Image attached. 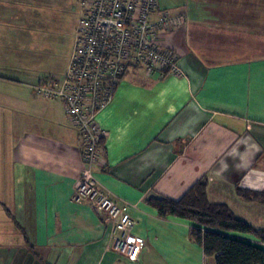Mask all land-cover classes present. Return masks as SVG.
Segmentation results:
<instances>
[{"label":"crops","instance_id":"crops-1","mask_svg":"<svg viewBox=\"0 0 264 264\" xmlns=\"http://www.w3.org/2000/svg\"><path fill=\"white\" fill-rule=\"evenodd\" d=\"M54 1L0 0V264H216L190 237L191 221L162 218L146 201L179 198L199 177L209 203L264 229V202L237 193L264 191V0H158L183 16L161 33L182 73L131 67L97 114L104 154L94 172L135 220L136 260L111 251L104 216L72 199L81 136L62 102L34 88L61 79L70 59L59 61L64 19ZM28 24H49L53 52L27 47Z\"/></svg>","mask_w":264,"mask_h":264},{"label":"built area","instance_id":"built-area-1","mask_svg":"<svg viewBox=\"0 0 264 264\" xmlns=\"http://www.w3.org/2000/svg\"><path fill=\"white\" fill-rule=\"evenodd\" d=\"M79 5L74 47L64 77L46 78L34 88L62 102L81 136L83 170L72 199L103 214L110 227L111 250L136 260L142 239L133 231L135 220L126 205L117 204L101 190L94 172L102 162L98 142L104 136L96 117L129 68L140 67L158 77L182 73L179 54L162 43L161 33L179 26L183 16L160 9L158 0H79Z\"/></svg>","mask_w":264,"mask_h":264},{"label":"trees","instance_id":"trees-1","mask_svg":"<svg viewBox=\"0 0 264 264\" xmlns=\"http://www.w3.org/2000/svg\"><path fill=\"white\" fill-rule=\"evenodd\" d=\"M103 142L102 136L98 142L102 156ZM205 186L206 181L200 177L179 198L148 197L146 201L162 218L191 221L190 237L202 247L204 255L214 256L216 264H264V250L245 237L251 235L264 242V229H253L226 205L209 203ZM237 193L245 200L264 202V191L237 189Z\"/></svg>","mask_w":264,"mask_h":264},{"label":"rangeland","instance_id":"rangeland-1","mask_svg":"<svg viewBox=\"0 0 264 264\" xmlns=\"http://www.w3.org/2000/svg\"><path fill=\"white\" fill-rule=\"evenodd\" d=\"M54 2L57 4V7L55 5H53L52 8L50 7V10L53 11V13H55L56 16H63V19H64L63 29L60 28L59 29L60 31L57 34V36L59 38L63 37V47L61 48L62 49L61 53H62L63 57L59 55V61H61V58H63V60L66 61L67 58L69 57L73 47H74L75 36H76V25L78 22V18L80 16L79 0H55ZM47 8H48V6L39 5V6L34 7V11L37 12L38 14L39 13L40 14L46 13ZM14 22L16 23L15 24L16 26H20L21 21L19 19H18V21H14ZM31 25L32 24H28L26 26V31H25L27 38H28L26 40L27 47H31L34 50L38 49V48L42 49V50L45 49L44 51H46L47 53H50L51 51L53 52V50H52L53 41H52V43H51V41H48V43H47L44 40V36L47 35V33H49V31H50L49 24L45 25V29H43V28L39 29L37 27H33L34 25H32V26ZM199 178H197V179H199ZM95 212H98V211H95ZM104 221L108 226V234H109L110 227H109L105 217H104ZM109 237H110V235H109ZM108 248L111 250L110 246ZM13 250H15V249H13ZM13 250L7 248V249H4L3 251H10V254H11V252H13ZM18 251L20 252V253L18 252L20 255L21 254L22 255L27 254V253H25V249H20Z\"/></svg>","mask_w":264,"mask_h":264}]
</instances>
